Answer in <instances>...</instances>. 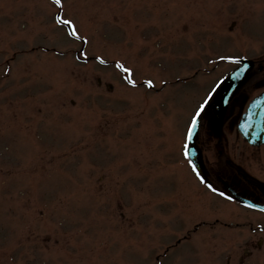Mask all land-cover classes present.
Wrapping results in <instances>:
<instances>
[{"label":"rangeland","instance_id":"obj_1","mask_svg":"<svg viewBox=\"0 0 264 264\" xmlns=\"http://www.w3.org/2000/svg\"><path fill=\"white\" fill-rule=\"evenodd\" d=\"M260 50L264 0H0V264H264L181 147Z\"/></svg>","mask_w":264,"mask_h":264},{"label":"flooded vegetation","instance_id":"obj_2","mask_svg":"<svg viewBox=\"0 0 264 264\" xmlns=\"http://www.w3.org/2000/svg\"><path fill=\"white\" fill-rule=\"evenodd\" d=\"M257 64L251 73L252 88L261 93L264 84V57L256 60ZM247 93L251 90L246 86ZM230 109V110H229ZM239 107L232 105L227 111L221 130L208 126L198 139L201 146H206L204 160L207 166L205 181L215 186L225 196L234 199V204L245 212L251 211L255 225L264 231V212L256 209L264 206V145L252 147L244 142L241 144L233 139V128L237 121ZM226 123L228 124L225 128ZM239 138V137H238ZM208 164V165H207ZM246 200L255 207L246 210L243 206ZM246 207V206H245Z\"/></svg>","mask_w":264,"mask_h":264},{"label":"snow or ice","instance_id":"obj_3","mask_svg":"<svg viewBox=\"0 0 264 264\" xmlns=\"http://www.w3.org/2000/svg\"><path fill=\"white\" fill-rule=\"evenodd\" d=\"M61 2V0H53V3L59 5ZM56 21L59 22V23H62V24H65V25H68L70 27V32H69V35H72V36H76V31L75 29L72 27V22L70 20H67V19H61V17L57 16L56 17ZM79 38V37H77ZM101 63H103L104 61L101 60L100 61ZM116 67L121 69V71L125 72L126 74L130 72V69L128 68H125L123 65H121L120 63L117 62L116 64ZM131 79H129V83H131ZM149 87H151V81H148L147 82ZM208 103L207 100H205L202 104L198 105L197 108L195 109V112H194V115L191 116L190 118V123L188 124L187 126V136L185 137V139H191L192 137V132H193V129L196 127V123H197V119L200 117L202 111L204 110V107L205 105ZM187 148V144H185V149ZM185 157L187 158V152L185 151ZM191 164V162H189ZM193 171H195V167L193 166ZM204 181L201 180V183H203ZM222 195V193H221Z\"/></svg>","mask_w":264,"mask_h":264}]
</instances>
